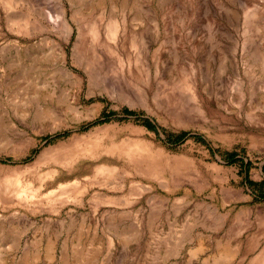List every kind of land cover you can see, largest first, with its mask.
<instances>
[{
    "label": "rangeland",
    "instance_id": "obj_1",
    "mask_svg": "<svg viewBox=\"0 0 264 264\" xmlns=\"http://www.w3.org/2000/svg\"><path fill=\"white\" fill-rule=\"evenodd\" d=\"M260 192L264 0H0V264H264Z\"/></svg>",
    "mask_w": 264,
    "mask_h": 264
},
{
    "label": "bare ground",
    "instance_id": "obj_2",
    "mask_svg": "<svg viewBox=\"0 0 264 264\" xmlns=\"http://www.w3.org/2000/svg\"><path fill=\"white\" fill-rule=\"evenodd\" d=\"M65 14L66 13L63 12V20H64V23H65V27L68 29L67 34L69 36L70 33H71V28L69 26H67V23L68 22H67V18H66V15ZM107 25H109L108 30L111 31V34L117 33V24H116V22L112 18H111V20H109L107 22ZM126 150L127 151L128 150L131 151V153L134 156L140 155L141 152L144 153V154L146 153L149 156V152L147 153V149L146 148H143V147L140 148V146L137 145V144H134V145H131L130 144V146ZM26 186H27V184H26ZM27 189L23 188V186H21L18 182H15L14 184L10 185V187L7 190V192H11L12 194L14 192V194H16L17 197L22 198L24 201H28V200H31L30 198H32V197H29L31 195V191H27ZM5 191H6V189H5ZM27 192H30V193H27Z\"/></svg>",
    "mask_w": 264,
    "mask_h": 264
},
{
    "label": "trees",
    "instance_id": "obj_3",
    "mask_svg": "<svg viewBox=\"0 0 264 264\" xmlns=\"http://www.w3.org/2000/svg\"><path fill=\"white\" fill-rule=\"evenodd\" d=\"M124 113L132 114V112L127 110V109L124 110ZM95 122L99 123V122H102V120L99 119V120H96ZM143 124L147 128L153 129V126L148 121H143ZM187 134H188L187 132H182L181 134L177 135L173 140L176 141V142L180 141L183 138H185L187 136ZM228 158H230L229 161L232 162L234 160V154L233 153L228 154ZM260 194L264 197V193L260 192Z\"/></svg>",
    "mask_w": 264,
    "mask_h": 264
}]
</instances>
